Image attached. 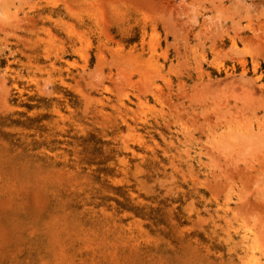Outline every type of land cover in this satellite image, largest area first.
Wrapping results in <instances>:
<instances>
[{"label": "rangeland", "instance_id": "374dc122", "mask_svg": "<svg viewBox=\"0 0 264 264\" xmlns=\"http://www.w3.org/2000/svg\"><path fill=\"white\" fill-rule=\"evenodd\" d=\"M263 183L264 0H0V264H264Z\"/></svg>", "mask_w": 264, "mask_h": 264}, {"label": "bare ground", "instance_id": "6f19581e", "mask_svg": "<svg viewBox=\"0 0 264 264\" xmlns=\"http://www.w3.org/2000/svg\"><path fill=\"white\" fill-rule=\"evenodd\" d=\"M6 22V21H5ZM248 118V117H247ZM260 132V131H259ZM254 134H255V132H253ZM238 134V133H237ZM257 134H258V132H257ZM248 136V135H247ZM256 136V135H255ZM263 136V135H262ZM244 138V137H243ZM249 138H250V136H249ZM241 140V139H240ZM251 141H253L252 139H251ZM252 143V142H251ZM254 143V142H253ZM245 145V144H244ZM257 145V144H256ZM252 150V149H251ZM252 152V151H251ZM250 153V152H249ZM253 156V155H252ZM251 167V166H250ZM247 174V173H246ZM261 174V173H260ZM259 176H261V175H259ZM255 178V177H254ZM256 181V180H255ZM255 181H254V183H255ZM251 182V181H250ZM253 183V184H254ZM264 184V183H263ZM256 187V186H255ZM242 197V196H241ZM240 198V197H239ZM243 200V199H242ZM253 207L255 208V207H258L257 205H253ZM261 245V244H260ZM261 250V249H260ZM240 255V254H239ZM263 262V261H262Z\"/></svg>", "mask_w": 264, "mask_h": 264}]
</instances>
